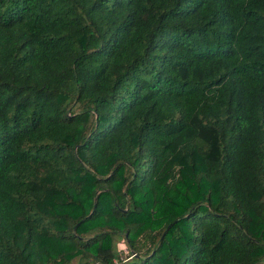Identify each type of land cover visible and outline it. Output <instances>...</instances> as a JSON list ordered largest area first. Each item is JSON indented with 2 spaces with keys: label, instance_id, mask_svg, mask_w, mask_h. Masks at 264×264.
I'll use <instances>...</instances> for the list:
<instances>
[{
  "label": "trees",
  "instance_id": "16d2710c",
  "mask_svg": "<svg viewBox=\"0 0 264 264\" xmlns=\"http://www.w3.org/2000/svg\"><path fill=\"white\" fill-rule=\"evenodd\" d=\"M0 264H264V0H0Z\"/></svg>",
  "mask_w": 264,
  "mask_h": 264
},
{
  "label": "rangeland",
  "instance_id": "374dc122",
  "mask_svg": "<svg viewBox=\"0 0 264 264\" xmlns=\"http://www.w3.org/2000/svg\"><path fill=\"white\" fill-rule=\"evenodd\" d=\"M127 250H125V252H126Z\"/></svg>",
  "mask_w": 264,
  "mask_h": 264
}]
</instances>
